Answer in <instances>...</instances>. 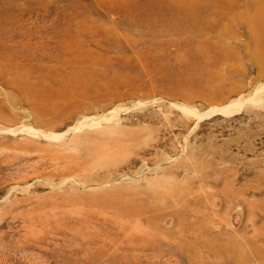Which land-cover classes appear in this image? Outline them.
<instances>
[{
	"label": "rangeland",
	"instance_id": "obj_1",
	"mask_svg": "<svg viewBox=\"0 0 264 264\" xmlns=\"http://www.w3.org/2000/svg\"><path fill=\"white\" fill-rule=\"evenodd\" d=\"M261 20L264 0H0V264H264ZM73 105L92 118L125 109L123 123L158 128L113 167L129 176L145 168L142 184L168 178L156 207L113 195L141 210L119 216L88 199L126 186L121 177L106 187L100 170L90 176L101 181L85 185L45 165L49 152L35 149L56 144L21 129ZM203 144L219 156L201 154ZM190 149L194 168L181 165ZM188 224L203 233L185 237ZM147 232L157 246L142 242Z\"/></svg>",
	"mask_w": 264,
	"mask_h": 264
},
{
	"label": "bare ground",
	"instance_id": "obj_2",
	"mask_svg": "<svg viewBox=\"0 0 264 264\" xmlns=\"http://www.w3.org/2000/svg\"><path fill=\"white\" fill-rule=\"evenodd\" d=\"M184 6L187 9L186 12L191 11L189 8V4H187V5L185 4ZM189 13H187V15L191 14V13L190 14ZM257 22L258 21L255 20L254 18L247 19V24L250 27H253L254 25L256 26ZM261 22H264V20H261ZM258 25H260V24H258ZM262 26H264L263 23L261 24V27ZM254 29H255V27H254ZM12 61H14V60H12ZM26 71H28V70L26 69ZM19 72H21V71H19ZM33 100H35V99H33ZM146 104H148V103H146ZM31 106L35 107V105H31ZM178 107L181 108V110L183 111V114H186V115L191 114V113L197 114V112L194 109L190 108L189 106H187L185 104H179ZM235 108H236L235 105L228 106V107L224 108L222 110V112H229ZM35 109H37V108H35ZM31 110H32V108H31ZM90 110H91L90 108H83L82 106L76 107L73 105V106H70L68 109H65V111L63 110L62 114H56L55 115V113H57V111L53 108V109H50L48 111L50 118H48V116L46 117L45 116L46 114L45 115H41V114L39 115L38 114L36 121H35L36 124L39 123V125H40V127L38 129H35L34 128L35 126L30 127L27 125L21 129V132L28 134L34 140L36 139V141L40 140V138H41V139H44L45 141H47L51 144L52 143H54V145L56 144L57 148H53V149L49 146H47L48 148L43 147V146L42 147L38 146L39 149H37V148L36 149L34 148V149L36 151L41 150L44 152L45 151L49 152V155L46 158L45 157L43 158V156H42L41 159L44 160L45 165H47V166L49 165L48 167L52 166L51 164L56 162V164L54 166H58V167H56L57 168L56 169L57 170V176H58L57 178L63 179V181H66V180L69 181V180L73 179V180L82 182L85 185H90V183H95V182L101 181L100 178L97 179V178L91 177L90 175H92L93 173H96L98 175L100 173V170H102L103 172H106V176L103 177L106 181V187H109L107 185H109L111 183L110 182V181H112L111 179L116 178V177H121L119 181H121L122 183H126V186L120 187V188H117V189L111 191L110 192L111 196H110V194H106V197H105L104 193H99V194L93 195L88 200H90L92 202H96V204L97 203H104L106 201V208L113 209L117 212V214L119 216L125 217V216L130 215V214L131 215L137 214V213H139L138 211H141V210L138 209L137 205L136 206L133 205V208H131V207H128V205L123 204L122 202L120 203L117 201L119 204L115 203V201L112 199L114 197H112V196L113 195H121L122 193L123 194L126 193L127 195H130V196L141 195L142 197L147 199L148 209H153L154 207H156L155 204H153L154 200H157L160 197H163L162 196L163 193H159L157 190L159 188H161L162 184H164L165 182L168 181V178L166 179L165 176H161V177H157L155 179L145 180V182H143V184H142L141 179L146 173L145 172L146 170H144L145 168L140 167L137 170V172H135V175L129 176V175H121L120 173H118L119 171H121L123 169V167L117 169L118 172L114 171L113 167H116L118 165L119 159H122V161H123V160H126V158H128V157H132L133 156L132 154L138 150L140 144H142L144 142H149V141L152 142V140L154 141L155 136L153 137V135L156 133V130H158V128H156L154 126H151V127H141V126L134 127L132 125L131 126L128 125L127 123H123L122 121H124V120L121 118L120 114H122V112H125L126 111L125 109L114 110L112 112L106 113V116L100 115V117H94V118L87 116L88 114L90 115V112H91ZM33 111H34V108H33ZM76 119H78L77 122H75ZM33 120H34V118H33ZM74 123H76L74 125V127L69 129L68 131H66L64 133H57L58 128L62 127L63 125L74 124ZM104 123H106V124H104ZM182 125L184 126V124H182ZM36 127H38V126H36ZM44 127L48 128L49 130L43 129ZM14 131H15V129H14ZM12 132H13V130H12ZM169 134H170V131H168V129H165V135H169ZM106 141H109L108 145H106ZM31 143H34L33 145H35V144L38 145L37 142H35V141H33ZM70 149H72L73 152L76 150H80L81 153L80 154H78L76 152L75 153H73V152L68 153V150H70ZM200 149H201L200 151L202 152L201 154L212 155L215 157L219 156L218 152L210 144H203V145H201ZM53 153H56V154H53ZM189 153H190L189 159L183 160L181 165H183L184 167L194 168L193 167L194 166V164H193L194 163V160H193L194 149H190ZM130 155H132V156H130ZM195 162L198 163L197 166L200 165L199 164L200 161L198 162L197 159H195ZM132 163H133V165H136V161H133ZM162 164L163 163L160 162L158 164V166H161ZM202 164L203 163H201V165ZM156 169H158V168H156ZM156 169H153L150 171H155ZM162 170H164V169H162ZM166 177H168V176L166 175ZM173 188H174V191H172L173 196L175 195V193L178 194V193L182 192V186L178 182L173 183ZM116 200H117V198H116ZM184 208H182V209H184ZM186 209H187V207H186ZM177 213H178V210H177ZM180 215H179V217H180ZM187 220L188 219L182 218V216H181V220H180L179 224L181 226L182 225L185 226L186 223L188 222ZM191 227H192V225H191ZM202 230L203 229H200L198 231V229L189 228V224H188L187 232L183 231L184 233H182V234L185 237L192 238L194 236H198V235L202 234L204 231V230L203 231ZM147 234H148V237L144 238L142 240V242L143 243H145V242L149 243L150 244L149 246H153V245L157 246L156 245L157 241H158L157 238L154 235H151V233L147 232ZM158 235H159V233H158ZM164 235H167V237L172 238V239L178 238L176 235L174 236V233H166ZM185 237H184V239H185ZM185 241L187 242L186 239H185ZM143 243H141V244H143ZM186 247L191 248L189 243L186 245Z\"/></svg>",
	"mask_w": 264,
	"mask_h": 264
}]
</instances>
